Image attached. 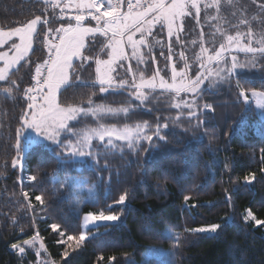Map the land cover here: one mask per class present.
<instances>
[{
    "label": "trees",
    "instance_id": "trees-1",
    "mask_svg": "<svg viewBox=\"0 0 264 264\" xmlns=\"http://www.w3.org/2000/svg\"><path fill=\"white\" fill-rule=\"evenodd\" d=\"M232 1L236 3L230 15L225 12L227 6L218 11L226 23L219 28L222 44L226 30L235 36L251 29L254 39H259L264 34L260 8L264 0ZM234 15L236 20L231 18ZM36 16L48 23L38 25L33 54L10 77L17 81L18 90L13 86L11 94L0 91V264H21L12 245L33 238L52 264H109V257L114 258L111 264L139 263L147 250L161 253L151 260L153 264H264V224L255 222L264 221V121L251 102L245 105L237 88L239 83L245 90L264 91V59L236 72L223 86L228 89L202 93L195 115L189 118L173 107L168 94L172 92L143 90L148 96L143 103L131 95L134 89L100 93L93 86L95 58L106 55L101 51L102 40L91 39L83 51L90 59L74 63L80 80L58 94V101L87 108L91 98L93 106L130 110L73 121V130L98 124L135 127L146 122L147 135H153L159 125L164 139L153 135V141L132 149L127 144L112 148L94 143L93 155L85 159L61 153L53 144H36L22 152V166L14 168L16 131L28 103L24 89L34 84L35 67L46 53L48 29L53 36L56 28L69 21L61 19L59 9L45 0H0V29L20 27ZM199 19L188 16L181 22L179 43L176 36L169 41L164 31L155 32L162 46L145 50V62L131 63L132 69L144 70L147 79L157 70L165 77L171 43L173 65L177 71L184 67L183 52L194 78L198 71L194 58L200 54L201 43L208 49L212 44L206 37L208 30L198 27ZM193 42L196 45L189 47ZM242 42L247 43L246 38ZM244 57L251 59L250 54ZM8 86L3 83L0 89ZM57 153H61L59 159ZM29 176L37 179L30 181ZM69 180L71 186L65 187ZM122 194H126L125 203L116 204ZM38 195L43 203L35 199ZM109 207L119 217L117 223L90 228L84 241L67 239L82 233L85 214H108ZM249 211L255 219L245 218ZM52 224L58 228L53 230ZM213 224L220 226L215 234L195 231Z\"/></svg>",
    "mask_w": 264,
    "mask_h": 264
},
{
    "label": "snow or ice",
    "instance_id": "snow-or-ice-1",
    "mask_svg": "<svg viewBox=\"0 0 264 264\" xmlns=\"http://www.w3.org/2000/svg\"><path fill=\"white\" fill-rule=\"evenodd\" d=\"M256 0H253L255 3ZM45 3H50L53 8H61V19H64V8L61 5L64 0H45ZM201 0H68L67 7L75 9L74 16L67 17V25H61L56 28L55 35L52 36V29H48V34L45 35V41L52 38V43L48 44L49 55L44 60L43 64H37L35 67V75L32 76L34 84L24 89V97L28 101L26 109L20 116V126L16 131V156L12 160V166L15 168L18 165L22 166L21 155L25 151V146L22 141H27L31 147L36 138H42L44 141H50L51 144L61 149V153H66L70 157H85L92 156V140L95 138L101 142L107 137V146L115 148L114 140L126 142L127 146L132 149L139 144L141 140L153 141V135L163 140L164 137L160 134V126H157L153 135H147L145 128L147 123L136 125L134 128L125 126L123 128L107 127L103 124L96 128L86 129L83 131H74L70 122L76 121L79 116L91 114H115L118 112L127 113L128 107L114 109L105 105H95L89 98V107L84 108L77 105L69 104L67 106L60 103L57 99L58 94L62 95L63 90L68 87H73L76 81L80 80V75L77 73V68L74 66V61H87L90 58L85 56L82 49L85 48L87 38H95L97 34L108 39V43L101 51L107 53V59L95 58V73L96 80L93 86L99 85L100 93H107L115 89H134L131 95L136 100L143 101L148 99L144 89L155 90L156 88L163 89L166 92H172L177 97L181 93H192L198 95L205 83V80L213 75L220 81H223L227 73L228 76L236 75V69L241 70L247 67H255L258 59H264V34L259 39H254V33L251 29L247 33L237 32L235 36L228 35L227 43L221 44L219 49L209 51L201 43V51L197 59L200 62V71H197L195 78L189 76V69L192 65L187 63L183 52L180 57L185 61L184 67L177 71L175 65L171 69V80L169 83L164 76H160V71L153 75L152 78L145 79L143 74L137 82L135 73L129 64L128 72L132 74L131 83L126 80H119L113 76L116 72V66L121 65L123 61L136 60L137 64L145 62L143 49L151 51L154 44L150 42V38L154 40L156 45L162 46V41L155 39L154 29L159 27L161 30L166 29L169 41L175 35L177 42H180L181 27H177L178 21H183L186 16L192 14L195 10L197 19L201 13ZM215 7L219 11L220 0H213L212 3H205L204 8ZM261 10H264V4L260 5ZM126 9V10H125ZM90 19L96 22L95 27L85 26L84 21ZM75 21L73 24L72 21ZM48 20H42L40 16L28 21L20 27L11 29L7 32L0 31V46H7L6 51H0V81L7 83L9 86L0 89L3 93L11 94L13 86L18 85L16 80L10 79L12 70L20 64L21 61L28 57L29 51L32 49V41L38 35V25L47 24ZM241 24L245 20L240 21ZM139 36V39L136 36ZM242 37L246 38L247 43L242 42ZM15 38V39H14ZM19 40V43L16 42ZM131 50V55L128 50ZM169 55L167 59L172 60V45L169 43ZM233 51L250 54L251 59L246 63L241 64L235 55H231ZM163 55V52L161 53ZM228 56H231V66H228ZM221 64L224 67H221ZM215 65V67H213ZM80 67H83L81 64ZM157 77L159 80L157 81ZM239 97L242 98L245 104L250 102V99L255 98L256 107L264 108V91L255 89L245 90L238 83ZM250 93V95H249ZM181 106L189 109V116H194L195 112L191 111L193 104L181 98L180 102L175 103L173 107L181 108ZM206 108H211V105H205ZM167 127V125H164ZM34 134V136H33ZM70 134V135H69ZM76 137L73 142L71 137ZM67 141V142H65ZM61 153H57L59 159ZM30 181H35L36 176H29ZM245 180H249L245 177ZM65 187L71 186V181L65 182ZM27 197V193H25ZM35 199L43 203L41 196H36ZM188 198L185 197V200ZM126 194L119 196L115 201L116 204H124ZM94 203V201H92ZM253 217L249 211L247 217ZM119 217L111 213V208L108 209V214L104 211L99 213L88 212L83 217V225L87 228L90 224L97 226L99 221H117ZM257 225L264 224V221L256 220ZM50 227L53 230L58 228L57 224H52ZM220 226L213 224L209 227H201L195 229L196 232H217ZM69 241L77 240L84 241L86 236L81 233L79 237L68 236ZM25 245H32L33 241L26 240ZM13 249H19L21 255L24 254L25 248L12 245ZM67 256V252L64 253ZM103 259V257H101ZM114 258L109 257V264Z\"/></svg>",
    "mask_w": 264,
    "mask_h": 264
},
{
    "label": "rangeland",
    "instance_id": "rangeland-1",
    "mask_svg": "<svg viewBox=\"0 0 264 264\" xmlns=\"http://www.w3.org/2000/svg\"><path fill=\"white\" fill-rule=\"evenodd\" d=\"M224 2H221L220 1V7H219V9H222L224 6H227L228 7V11H225L226 12V14L227 15H230L231 14V10L230 9H232V7H234V4L236 3V2H233L232 0H223ZM213 2V0H201V4H200V6H201V13H200V16H199V24H198V27L199 28H202V29H207L208 30V33L206 34V37H208L209 39H212V44H211V48L209 49V50H214V49H219V47H220V45L222 44V41H221V37H220V32H219V28H220V25H221V22H222V24H226L225 23V21H223V19H225L224 17H223V19L221 18V17H219V12L217 11V9L215 8V7H212V8H207V9H205L204 8V4L205 3H212ZM67 3H68V0H64V3L61 5V7H63L64 8V10H66L68 13H71L72 12V9H69L68 7H67ZM223 5V6H222ZM58 9H59V14H60V12H61V8L60 7H57ZM126 10V9H125ZM70 15L71 14H69V16L68 17H70ZM191 15H193L194 17H196V14H195V10H193L192 11V14ZM191 15H189V17H193V16H191ZM188 16H186L185 18H187ZM184 18V19H185ZM197 18V17H196ZM231 18H233L234 20H236L237 19V17L234 15V16H232ZM33 19H35V18H33ZM64 19H67V17L66 18H64ZM32 20V19H31ZM73 22H75L74 20H73ZM26 24V23H25ZM84 24H85V26H88V27H95L96 26V22L95 21H91L90 19H86L85 21H84ZM177 27H181V21H178L177 22ZM14 28H17V27H14ZM14 28H11V29H14ZM11 29H0V31H3V32H7V31H9V30H11ZM162 32V31H164V33L166 34V36H167V31H166V29H164V30H161L159 27H157L156 29H154V33L155 32H157V33H159V32ZM229 33H230V31L229 30H226L225 31V37H224V39H225V41H224V43L223 44H226L227 43V36L229 35ZM55 35V32L53 33V36ZM175 36V35H174ZM173 36V37H174ZM168 37V36H167ZM101 39L102 40V42H103V44H102V48H104L105 47V45L108 43V39L106 38V37H104V36H101V35H99V34H97L96 36H95V38H91V37H89V38H87L86 39V41H85V48L87 47V45H88V43H89V41H91V39ZM136 38L137 39H139V36L137 35L136 36ZM15 39V38H14ZM35 39V38H34ZM34 39H33V41H32V49L29 51V53H28V57L25 59V60H23V61H21L20 62V64H18L13 70H12V73L13 72H15V71H17L19 68H20V66L23 64V63H25V62H27L28 61V59L30 58V56L33 54V51H34V47H35V43H34ZM52 40V38H49V40L47 41V42H45L44 43V48H45V56H44V58L42 59V61L40 62V64H43V62H44V60L45 59H47V57H48V55H49V52H48V44H51L53 41H51ZM214 41V42H213ZM216 41V42H215ZM16 42L17 43H19V40H16ZM196 42V41H195ZM195 42H193V43H191L190 45H189V47H194L195 45H196V43ZM153 44H154V46L153 47H156L155 45V43L153 42ZM188 47V48H189ZM84 48V49H85ZM84 49H82V52H83V50ZM7 50V46H0V51H6ZM145 50H147V49H143L142 51L143 52H145ZM102 52H104L105 53V55H106V58L105 59H107L108 57H107V53H106V50L105 51H102ZM128 54L129 55H131V50L129 49L128 50ZM242 55V54H244L245 55V53H243V52H238V51H233L232 53H231V55H235L236 57H237V55ZM198 55V54H197ZM197 55H196V57L194 58V59H196V61H198V59H197ZM244 55H243V57H240V58H237L238 59V61L241 63V64H244V63H246L248 60H250V59H248V58H245L244 57ZM168 60V59H167ZM79 61H81V60H76V61H74V63H76V62H79ZM169 61V60H168ZM136 62V60H132V61H123L122 62V66L121 65H117L116 66V72L115 73H113V76H114V78L116 79V81H119V80H121V79H123V80H126V81H128L129 83H131V81H132V79H133V76H132V74H130L129 72H128V67H129V64H134ZM197 63V62H196ZM231 63H232V61H231V56H228V66L230 67L231 66ZM172 64V65H171ZM173 64H174V61H173V59L171 60V61H169V63H168V67H167V65L165 66V68H164V70L166 71V76L168 75V77H166V80L169 82V83H171L172 82V80H171V67L173 66ZM0 66H2V63H0ZM184 66V65H183ZM182 66V67H183ZM213 67H215V65L213 66ZM221 67H224V65L223 64H221ZM139 68H133V71H135L136 70V72L138 71V75L136 76V79H137V82H139V78H140V76H141V74H143L142 72L144 71V70H138ZM182 69V68H181ZM198 69V71H200V62L198 61V63H197V68H196V70ZM247 69H249V68H244L243 70H241L239 67L236 69V72H240V71H245V70H247ZM156 73V72H155ZM196 73H197V71H196ZM189 76H191V74H192V71L189 69ZM225 76H226V78L223 80V81H220L217 77H215L214 75L212 76V77H209L208 79H206L205 80V83L201 86V88H202V91L198 94V95H195V94H192V93H187V94H185V93H181V96L180 97H175V94L174 93H168V94H172V95H170L171 97H172V105H174L175 103H177V102H180V100H181V98H183V99H185V100H187L189 103H192L193 104V107H192V109H191V111H194V108L196 107V106H198V101H199V98H200V96L202 95V93H204V92H216V91H218V90H221V89H228V87H226V88H224L223 86L224 85H226L227 86V84L230 82V78L233 76H228L227 75V73H225L224 74ZM143 76H144V78H145V75L143 74ZM158 78V77H157ZM195 78V77H194ZM145 79H147V78H145ZM96 80V73H95V76H94V81ZM3 83H5V82H3V81H0V85H2ZM95 86H98L99 87V85L98 84H96ZM230 86L231 85H229V88H230ZM144 90H149V89H144ZM155 90H158V91H164L163 89H160V88H156ZM154 91V90H153ZM164 95V94H163ZM250 95V94H249ZM57 99H58V97H57ZM250 102L252 103V105H253V107H254V109L256 110V112H257V114H258V116H259V118L262 120V121H264V108H258V107H256V103H255V98H252V99H250ZM249 102V103H250ZM245 103V102H244ZM249 103H248V106H249ZM245 105H247V104H245ZM175 108V107H174ZM175 109H177V108H175ZM180 109H182V112H181V115H183V117L185 116H188L189 118H191V117H193V116H189L188 115V113H189V109L188 108H185V107H183V106H181V108ZM100 114H98L97 116H93V115H91V114H88V115H85V116H79L78 118H77V122H79V121H84V120H86V118H98V116H99ZM73 122V121H72ZM71 123V122H70ZM100 124H98V125H95V126H93V127H82V130H80V131H83L84 129L86 130V129H92V128H96V127H98ZM131 128H134V127H131ZM147 128H145V133L147 132ZM78 132H79V130H78ZM147 134V133H146ZM33 136H34V134H33ZM71 139L73 140V142L76 140V137H74V136H72L71 137ZM23 143H24V146H25V150L26 149H28L29 148V146H28V142L27 141H22ZM143 142H149V141H147V140H141L140 141V143L139 144H141V143H143ZM51 144V142L50 141H44L42 138H36V141L34 142V143H32V145H36V144ZM94 143H101L102 145L103 144H106L107 145V137L105 138V140L103 141V142H101V141H99V140H97V139H93L92 140V149L94 148L93 146L95 145ZM114 144L115 145H117V144H126V142H123V141H116V140H114ZM139 144H137V145H139ZM31 145V146H32ZM137 145H135V146H137ZM104 146V145H103ZM110 147V146H109ZM25 152V151H24ZM87 156H85V157H72V158H74V159H85ZM84 217V216H83ZM251 217H248V219L247 220H249ZM119 220H117V221H99V222H96V225L98 226V225H102V224H115V223H117ZM93 227H95V226H93L92 224H90L87 228H85L84 227V225H83V218H82V224H81V229H82V233H84L85 234V236H86V238H87V235H86V231L87 230H89L90 228H93ZM198 233H203V234H208V235H212V234H215V233H212V232H198ZM29 241H33V244L32 245H25L24 243L23 244H20V245H18V246H23L24 248H25V252H24V254L23 255H21L20 254V252H19V249L17 248V249H15L17 252H18V257H19V260H21L20 262H21V264H23V260H25V261H27L28 262V264H52L48 259H47V257H46V255H45V253L43 252V248H42V246H41V244H40V242L37 240V239H35V238H33L32 240H29ZM160 252H153L152 250H147L145 253H144V255H143V258H142V260L139 262V263H131V264H153L152 262H151V260L153 259V258H158L159 256H160Z\"/></svg>",
    "mask_w": 264,
    "mask_h": 264
},
{
    "label": "built area",
    "instance_id": "built-area-1",
    "mask_svg": "<svg viewBox=\"0 0 264 264\" xmlns=\"http://www.w3.org/2000/svg\"><path fill=\"white\" fill-rule=\"evenodd\" d=\"M69 14H71L70 16H74L76 14L75 9H72V12L71 13H68L66 10H64L63 15H64L65 18L68 17ZM61 15H62V13L60 12L59 16L61 17Z\"/></svg>",
    "mask_w": 264,
    "mask_h": 264
},
{
    "label": "crops",
    "instance_id": "crops-1",
    "mask_svg": "<svg viewBox=\"0 0 264 264\" xmlns=\"http://www.w3.org/2000/svg\"><path fill=\"white\" fill-rule=\"evenodd\" d=\"M74 23H75V22H74ZM74 23H73V24H74ZM84 50H85V49H84ZM84 50H83V51H84ZM171 65H172V64H171ZM95 67H96V65H95ZM171 68H172V67H171Z\"/></svg>",
    "mask_w": 264,
    "mask_h": 264
}]
</instances>
